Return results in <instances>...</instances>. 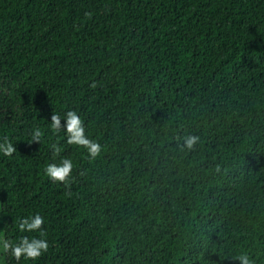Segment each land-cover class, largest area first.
<instances>
[{"label": "trees", "instance_id": "obj_1", "mask_svg": "<svg viewBox=\"0 0 264 264\" xmlns=\"http://www.w3.org/2000/svg\"><path fill=\"white\" fill-rule=\"evenodd\" d=\"M3 264H264V0H0Z\"/></svg>", "mask_w": 264, "mask_h": 264}, {"label": "rangeland", "instance_id": "obj_2", "mask_svg": "<svg viewBox=\"0 0 264 264\" xmlns=\"http://www.w3.org/2000/svg\"><path fill=\"white\" fill-rule=\"evenodd\" d=\"M2 252H3V244H2V232L0 231V264H3L2 262Z\"/></svg>", "mask_w": 264, "mask_h": 264}]
</instances>
